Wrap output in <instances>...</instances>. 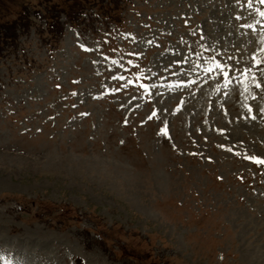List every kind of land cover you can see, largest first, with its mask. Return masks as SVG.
<instances>
[{
    "label": "rangeland",
    "instance_id": "374dc122",
    "mask_svg": "<svg viewBox=\"0 0 264 264\" xmlns=\"http://www.w3.org/2000/svg\"><path fill=\"white\" fill-rule=\"evenodd\" d=\"M261 10L0 0V264H264Z\"/></svg>",
    "mask_w": 264,
    "mask_h": 264
},
{
    "label": "snow or ice",
    "instance_id": "6c2138e0",
    "mask_svg": "<svg viewBox=\"0 0 264 264\" xmlns=\"http://www.w3.org/2000/svg\"><path fill=\"white\" fill-rule=\"evenodd\" d=\"M259 3H260V4H264V0H259ZM249 7H251V0H249ZM259 15H260L261 17H264V10L259 11ZM130 55H131V54H130ZM131 63H132V61L129 60V64H131ZM256 63H257V65L259 66V65H261V64H264V61L257 60ZM215 67H216V69H217L218 71H221V72L223 73V76H224V77H228V76H229V66H228L227 64H220V63H218V64H216ZM231 70H232V71H236V70H238V69L233 68V69H231ZM209 71H212V69L210 68ZM244 71L247 72V71H249V69H245ZM119 79H123V77H119ZM260 86H261L260 84H257V85H256V87H260Z\"/></svg>",
    "mask_w": 264,
    "mask_h": 264
},
{
    "label": "trees",
    "instance_id": "16d2710c",
    "mask_svg": "<svg viewBox=\"0 0 264 264\" xmlns=\"http://www.w3.org/2000/svg\"><path fill=\"white\" fill-rule=\"evenodd\" d=\"M88 1H89V0H88ZM75 3H77V2H75ZM24 11H25V10H23L22 13H20V15H19L20 17H19V19H17V20H22V21H24V19L26 18V17H25L26 14L24 13ZM49 14H50V13H49ZM50 15H52V14H50ZM49 18L51 19V26H52V27L54 26L55 23H59L58 20L54 19V16H49ZM17 20H16V21H17ZM16 21H15V22H16ZM15 22H14V24H15ZM23 25H24V23H23ZM51 26H50V27H51ZM52 27H51V28H52ZM0 33L3 34L1 31H0ZM3 36H4L6 39H14V38H15L14 34H9V33H5V35L3 34Z\"/></svg>",
    "mask_w": 264,
    "mask_h": 264
}]
</instances>
